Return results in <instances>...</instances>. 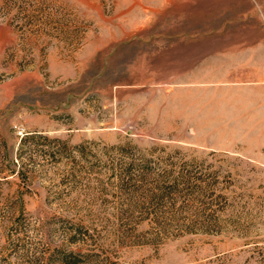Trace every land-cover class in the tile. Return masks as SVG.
Instances as JSON below:
<instances>
[{
    "label": "rangeland",
    "instance_id": "rangeland-1",
    "mask_svg": "<svg viewBox=\"0 0 264 264\" xmlns=\"http://www.w3.org/2000/svg\"><path fill=\"white\" fill-rule=\"evenodd\" d=\"M0 264H264V0H0Z\"/></svg>",
    "mask_w": 264,
    "mask_h": 264
}]
</instances>
